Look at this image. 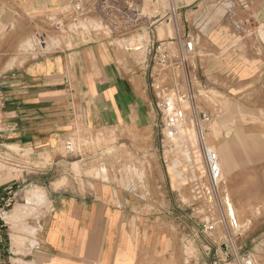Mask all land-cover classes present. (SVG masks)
Segmentation results:
<instances>
[{"label": "crops", "instance_id": "1", "mask_svg": "<svg viewBox=\"0 0 264 264\" xmlns=\"http://www.w3.org/2000/svg\"><path fill=\"white\" fill-rule=\"evenodd\" d=\"M6 1L18 14L40 16L71 0ZM4 16L0 10L1 22ZM184 23L198 42L199 79L221 101V117L214 120L224 138L220 148L235 161L234 170L226 173V191L233 194L239 222L247 226L253 219L258 228L252 239L258 245L251 250L243 245L241 252L258 254L264 264V214L247 212L264 209V0H194ZM137 52L93 35L21 64H0L6 146L26 150L36 160L79 130L117 128L129 130L146 150L116 155L113 160L125 164L110 174L80 180L71 175L59 188L46 178L47 169L34 164L20 174L5 242L10 264H200L201 258L210 259L214 247L210 242L199 247L193 234L186 238L196 255L188 259L186 238L173 225L170 209L175 205L160 174L161 157L153 153L160 115ZM229 130L237 135L229 136ZM242 144L247 150L243 159L236 147ZM132 158L155 168L146 169L144 177L128 167ZM18 228L21 240L13 234Z\"/></svg>", "mask_w": 264, "mask_h": 264}, {"label": "rangeland", "instance_id": "2", "mask_svg": "<svg viewBox=\"0 0 264 264\" xmlns=\"http://www.w3.org/2000/svg\"><path fill=\"white\" fill-rule=\"evenodd\" d=\"M180 1L183 3L178 4ZM193 1L176 0L174 4L178 8L182 5H190ZM80 3L85 7L84 14L74 11ZM170 8L167 0H71L57 12L31 16L24 13L18 14L6 0H0V10H3L5 14L3 22L0 19V64L2 61L21 64L44 52L71 48L77 39L86 42L93 35L100 36L119 48L144 46L142 49L144 52L140 50L139 53H136L137 59L144 61L146 48L153 37L150 33L151 30L155 29V33L160 39L170 37L175 31L173 24L166 20L167 16L162 19L170 11ZM188 8L184 9L185 14ZM130 19H133L134 22L131 23ZM159 19L161 20L155 23ZM114 23L115 27L111 25ZM180 24L184 29V18L180 20ZM208 102L221 106L220 98L214 92H210ZM218 126L216 121L210 126L212 131L207 135L206 140L214 146L220 159L222 171L221 193L218 197L220 201L213 200L212 193L207 191V197L199 198L197 196L194 186L195 180L201 179L197 172L198 167H196L199 152L192 144H189L190 137H192L195 147H197L194 132L187 133L183 139L184 143L182 142L178 149L179 157L176 162H173L175 152L167 150V148L162 149L164 137L160 130L157 139L159 143L158 146H155L153 153H157L161 157L160 174L164 177L165 187L170 190L168 194L170 200L175 205V209H170L171 219L182 239L193 234V237L194 235L198 236L197 245L199 247L209 242L214 247L210 259L203 257L200 259V264H262L263 258L258 257V254H252V251L249 252L251 254L241 252L243 245H245V250H251L258 245V242L255 244L252 241L255 230L258 228L255 229L253 226L252 218L247 226H243L239 222V218L236 217L232 204L233 194L226 191V185L229 184L226 173L234 170L235 161L228 151L220 148V143L224 138L222 130ZM233 132L234 130H229L227 134L236 136V131ZM69 142L72 144H68ZM131 142H133L132 145ZM136 142V136H133L127 129L116 128L96 132L79 130L74 136L64 140L57 148L40 154L32 162L37 167L47 169L49 176L46 178H53V181H57L53 186L59 188L68 184L73 176V179L80 180L83 175L94 177L99 173L110 174L112 170L120 167V163L125 164L124 161L117 163L113 160L118 154L146 153V150L142 148L145 147L143 141ZM164 144L169 146V141L166 140ZM188 144V148L182 147ZM68 146L70 147L68 148ZM236 147L240 154L239 157L243 159L247 150L243 144L236 145ZM177 163L179 164V183H175L171 175V171L176 168ZM127 165L133 169L136 168L138 170L136 172L144 177L146 169L153 170L155 168L152 162L134 158L127 161ZM14 174L15 178L19 177L17 168L6 166L0 162L2 183L13 180ZM172 190L174 191L172 192ZM215 195L217 194L214 193ZM178 204L180 208H177ZM230 210L234 214L235 224L229 218ZM32 211L30 209L24 217ZM247 212L252 217L261 216L264 214V209L250 207ZM211 225H213V230L207 231L205 226L210 227ZM13 234H16L21 240L19 228ZM245 234L246 237L243 236ZM13 244L18 245L19 242H13ZM194 251L186 238L185 252L188 259L196 255Z\"/></svg>", "mask_w": 264, "mask_h": 264}, {"label": "built area", "instance_id": "3", "mask_svg": "<svg viewBox=\"0 0 264 264\" xmlns=\"http://www.w3.org/2000/svg\"><path fill=\"white\" fill-rule=\"evenodd\" d=\"M175 1L167 0L171 8L162 17V19L168 17L166 20L173 24L175 35L160 39L155 29L151 30L153 37L146 48L144 60L149 72V89L154 95V105L160 115L159 129L164 137L162 149L167 148L175 152L176 158V153L180 149V144L184 143L183 139L187 133L194 132L196 149L205 167L204 176L195 180L197 196L207 197L206 190L209 189L213 200L220 201L218 199L222 183L220 159L214 146L206 140L210 126L219 114V106L209 104L210 92L197 73L195 64L197 39L186 31L185 26L184 29L181 28L180 20L184 18L185 22L186 15L183 11L190 5L177 8ZM181 3L183 2H178ZM74 11L84 14L85 7L80 3ZM5 105L6 93L0 83V162L17 168V174L27 173L34 167L31 154L20 148L8 147L2 142L7 131ZM165 138L169 141V146H165ZM163 160L165 161V158ZM19 187L18 180L14 178L2 184L0 188V264H10L9 258L5 255V242L9 236L8 218L16 204V192ZM214 193L217 195L214 196ZM212 226L205 228L212 231Z\"/></svg>", "mask_w": 264, "mask_h": 264}, {"label": "bare ground", "instance_id": "4", "mask_svg": "<svg viewBox=\"0 0 264 264\" xmlns=\"http://www.w3.org/2000/svg\"><path fill=\"white\" fill-rule=\"evenodd\" d=\"M130 22L131 23H133L134 21H133V19H130ZM113 27H115L116 26V24L114 23V24H111ZM160 29V28H159ZM173 32V31H172ZM174 35V32L171 34V36H173ZM141 37V36H140ZM135 49L137 48L138 50L140 49L142 52H144L142 49H144V46H138V47H134ZM131 49L133 50V48L131 47ZM189 144H192L193 145V147L194 148H196L195 147V141L193 140V138L192 137H190V143ZM189 144L188 145H184V146H182L183 148L184 147H187L188 148V146H189ZM70 146H68V148H69ZM178 157H179V152L177 151V153H176V158H175V160L173 161V162H176V159H178ZM176 168L174 169H172V171H171V175H172V177L174 178V180L176 181V182H179V178H180V174H178L179 173V164L177 163V165L175 166ZM178 167V168H177ZM196 167H198L197 168V172H198V175H199V177L200 178H202L203 176H204V172H205V167H204V165H203V162H202V159H201V156H200V154H198V157H197V161H196ZM12 177H16L15 176V174L12 176ZM6 182H8V181H6ZM6 182H4V183H6ZM205 187H207V185L205 186ZM207 192H210L209 191V189L208 190H206ZM211 193V192H210ZM229 218L231 219V221L233 222V224H235V220H234V214H233V212L230 210V215H229Z\"/></svg>", "mask_w": 264, "mask_h": 264}]
</instances>
